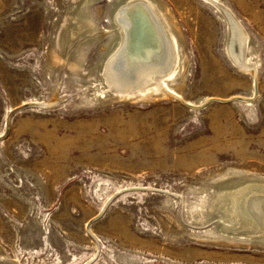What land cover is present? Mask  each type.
Returning <instances> with one entry per match:
<instances>
[{
	"label": "rangeland",
	"instance_id": "374dc122",
	"mask_svg": "<svg viewBox=\"0 0 264 264\" xmlns=\"http://www.w3.org/2000/svg\"><path fill=\"white\" fill-rule=\"evenodd\" d=\"M124 1L0 0V136L33 104L0 140V264H264V232L219 201L264 181V0H218L255 81L214 4L155 0L180 31L174 95L135 101L103 74Z\"/></svg>",
	"mask_w": 264,
	"mask_h": 264
},
{
	"label": "bare ground",
	"instance_id": "6f19581e",
	"mask_svg": "<svg viewBox=\"0 0 264 264\" xmlns=\"http://www.w3.org/2000/svg\"><path fill=\"white\" fill-rule=\"evenodd\" d=\"M205 1L214 4L226 19L228 57L233 55L238 68L253 75L255 81L254 65H246L249 62L244 64L239 59L246 50H241L242 45L246 43H242L239 37L233 12L218 0ZM85 10L86 6L74 20L79 29H92V20L85 14ZM111 20L114 28L110 32L112 46L106 55L103 74L112 88L113 97L135 101L166 96V91L171 89L167 83L174 77L179 60L176 32L179 27L171 10L155 0H126L123 4L116 5ZM70 66L76 68L78 64L72 63ZM256 86L254 84V88ZM170 92L172 91H169L168 96H172L173 93ZM219 201L224 203V210L231 221L241 224L245 230L264 232V181L224 191L220 194Z\"/></svg>",
	"mask_w": 264,
	"mask_h": 264
},
{
	"label": "water",
	"instance_id": "95a60500",
	"mask_svg": "<svg viewBox=\"0 0 264 264\" xmlns=\"http://www.w3.org/2000/svg\"><path fill=\"white\" fill-rule=\"evenodd\" d=\"M255 93H256V88L254 89ZM232 100H242L240 97H234L232 98ZM219 102H222V103H228L230 102L231 100L230 99H219L218 100ZM33 106L32 103H24V104H21L15 108H13L7 115V118H6V131L0 136V140H2L3 138L6 137V135L8 134V130H9V125H10V120H11V116L12 114H14L15 112H18L24 108H27V107H31Z\"/></svg>",
	"mask_w": 264,
	"mask_h": 264
}]
</instances>
